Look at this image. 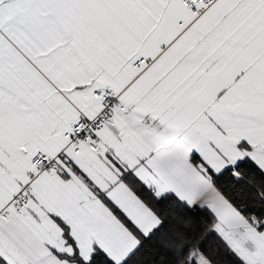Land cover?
Wrapping results in <instances>:
<instances>
[{
    "label": "snow or ice",
    "instance_id": "6c2138e0",
    "mask_svg": "<svg viewBox=\"0 0 264 264\" xmlns=\"http://www.w3.org/2000/svg\"><path fill=\"white\" fill-rule=\"evenodd\" d=\"M0 264H264V0H0Z\"/></svg>",
    "mask_w": 264,
    "mask_h": 264
}]
</instances>
